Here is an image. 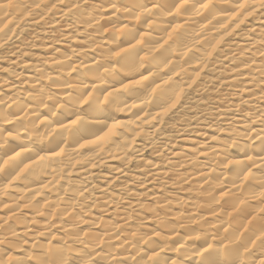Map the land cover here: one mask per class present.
<instances>
[{
  "label": "bare ground",
  "instance_id": "6f19581e",
  "mask_svg": "<svg viewBox=\"0 0 264 264\" xmlns=\"http://www.w3.org/2000/svg\"><path fill=\"white\" fill-rule=\"evenodd\" d=\"M0 64V264H264V0H0Z\"/></svg>",
  "mask_w": 264,
  "mask_h": 264
},
{
  "label": "rangeland",
  "instance_id": "374dc122",
  "mask_svg": "<svg viewBox=\"0 0 264 264\" xmlns=\"http://www.w3.org/2000/svg\"><path fill=\"white\" fill-rule=\"evenodd\" d=\"M252 22H256V20H252L250 19L249 21H247V23H252ZM30 34V31H25L23 34H22V37H24V39H27L26 42L30 43L29 41V35ZM37 42V41H36ZM25 43V42H24ZM39 47H36L35 49H32L30 48L29 46H27L24 51L25 53H28L29 56L27 57H31L32 54H42L41 52H39L38 49ZM0 65H3L5 67V64H0ZM220 66H218V68H220V70H222L223 72L222 73H218V71H214L212 72L211 70H206L204 73H203V76L204 78H202V80L200 81L201 83H203V85L206 86V89H212L215 88V87H223L222 89H225L224 86H218V84L220 83V81H222L223 79V76H224V73L226 74V70H225V65L223 64H219ZM204 81H210L209 83H204ZM210 84V86H209ZM221 89V88H220ZM213 95V94H212ZM211 95V96H212ZM203 98L205 97H208L210 96L209 94L205 93L202 95ZM197 98L194 96V94H192V92H189L187 93L182 99L181 101L178 103V105L173 109V111L169 114V117L167 118L166 122L169 123V125H166L164 126V133H168V132H171L172 133V129L173 127L177 126V123L179 122V120H182V121H185L187 120L186 122H189L190 124H192L194 121L193 120H190L189 117L190 116H193L196 114L197 110H195V108H192L195 103L193 102L194 100L192 98ZM190 107V109H187V107ZM177 121V122H176ZM176 123L175 125H172L171 124H174ZM222 125V124H221ZM191 126H194V125H191ZM190 126V127H191ZM196 126V125H195ZM195 128H203V127H195ZM192 131H195V129H192ZM199 132H202V131H199ZM211 134V133H210ZM215 136V135H213ZM217 137L219 138H225L226 136L220 134L218 135ZM170 138V137H169ZM189 138L191 139H196L195 135H192L190 136ZM180 145L179 142L175 143V147H178ZM156 150V149H155ZM155 150H152V151H146L144 154H143V158L144 159H147L149 161L151 160H157V158L155 157ZM159 159V158H158ZM140 166V164H138L137 162H133L132 163V166H131V169L132 171L136 170V168ZM103 173H106V175L108 177H111L112 175L110 174L109 171H103ZM123 182V180H117V182H115L113 185H119ZM128 188L132 189L133 186H129ZM111 191H113V189L111 188ZM113 192H117V191H113ZM145 203H148V201H144ZM139 223L141 222H136V224L138 225ZM139 226V225H138Z\"/></svg>",
  "mask_w": 264,
  "mask_h": 264
}]
</instances>
